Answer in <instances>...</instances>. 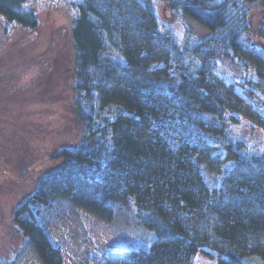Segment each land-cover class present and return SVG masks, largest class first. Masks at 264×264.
I'll use <instances>...</instances> for the list:
<instances>
[{"label": "trees", "instance_id": "trees-1", "mask_svg": "<svg viewBox=\"0 0 264 264\" xmlns=\"http://www.w3.org/2000/svg\"><path fill=\"white\" fill-rule=\"evenodd\" d=\"M68 1V95L82 130H71L77 140L58 146V165L16 206L20 236L44 264H63L40 212L65 199L111 222L124 204L149 236L139 249L109 253L107 264H195L199 251L215 264L264 260V158L233 135L238 113L232 119L225 97L195 83L221 57L245 68L237 52L252 22L263 24L264 0H166L208 31L191 43L161 31L154 0ZM0 18L40 25L29 0H0ZM170 61L171 73L160 65Z\"/></svg>", "mask_w": 264, "mask_h": 264}, {"label": "rangeland", "instance_id": "rangeland-1", "mask_svg": "<svg viewBox=\"0 0 264 264\" xmlns=\"http://www.w3.org/2000/svg\"><path fill=\"white\" fill-rule=\"evenodd\" d=\"M29 1L39 17L38 28L6 24L0 18V264H44L33 244L18 233L14 211L20 201L33 193L40 177L58 165L60 157L54 155L58 146L77 140L74 133L70 136L71 130H82L68 95L73 74L66 39L73 8L68 0ZM153 10L161 31H168L181 42L191 43L208 33L166 0H154ZM252 24L255 30L246 35L248 46L237 52L245 68L230 57H221L208 78L195 83L205 81L225 97L228 107L236 113L232 119L238 113L230 124L233 135L247 140L258 153L257 160L262 161L264 22ZM160 65H165L169 73L174 70L171 61ZM186 135L197 137L195 132ZM205 176L209 181H220L215 172L205 170ZM118 206L111 222L65 199L57 200L45 213L39 211L45 232L59 248L63 264H107L109 253L139 249L146 244L149 235H139L141 230L135 225L131 207ZM250 261L264 264L256 256ZM215 263L208 254L196 253L195 264Z\"/></svg>", "mask_w": 264, "mask_h": 264}]
</instances>
